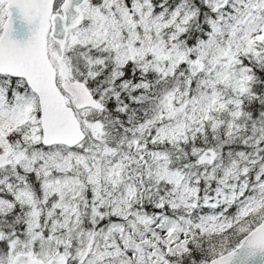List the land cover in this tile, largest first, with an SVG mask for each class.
<instances>
[{
  "label": "snow or ice",
  "instance_id": "snow-or-ice-1",
  "mask_svg": "<svg viewBox=\"0 0 264 264\" xmlns=\"http://www.w3.org/2000/svg\"><path fill=\"white\" fill-rule=\"evenodd\" d=\"M0 264H264V0H0Z\"/></svg>",
  "mask_w": 264,
  "mask_h": 264
},
{
  "label": "water",
  "instance_id": "water-1",
  "mask_svg": "<svg viewBox=\"0 0 264 264\" xmlns=\"http://www.w3.org/2000/svg\"><path fill=\"white\" fill-rule=\"evenodd\" d=\"M13 29L14 31L11 33L13 39L23 38L25 35L24 29L21 27V21L17 19V12L13 11Z\"/></svg>",
  "mask_w": 264,
  "mask_h": 264
}]
</instances>
